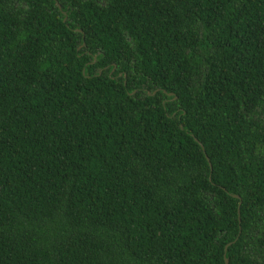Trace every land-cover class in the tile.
<instances>
[{
  "label": "trees",
  "instance_id": "obj_1",
  "mask_svg": "<svg viewBox=\"0 0 264 264\" xmlns=\"http://www.w3.org/2000/svg\"><path fill=\"white\" fill-rule=\"evenodd\" d=\"M0 264H264V0H0Z\"/></svg>",
  "mask_w": 264,
  "mask_h": 264
},
{
  "label": "water",
  "instance_id": "obj_2",
  "mask_svg": "<svg viewBox=\"0 0 264 264\" xmlns=\"http://www.w3.org/2000/svg\"><path fill=\"white\" fill-rule=\"evenodd\" d=\"M58 7L60 8V4H59V3H58ZM112 70H114V67H113ZM235 197H238V195H235ZM227 246H228V244L225 246V249H226ZM225 261H226V263H227V259H225Z\"/></svg>",
  "mask_w": 264,
  "mask_h": 264
}]
</instances>
